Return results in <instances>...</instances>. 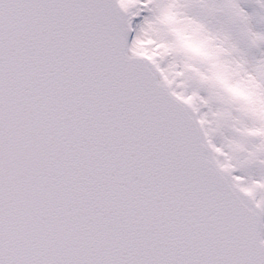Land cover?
I'll return each mask as SVG.
<instances>
[{
  "label": "snow or ice",
  "instance_id": "obj_1",
  "mask_svg": "<svg viewBox=\"0 0 264 264\" xmlns=\"http://www.w3.org/2000/svg\"><path fill=\"white\" fill-rule=\"evenodd\" d=\"M0 264H264V0H0Z\"/></svg>",
  "mask_w": 264,
  "mask_h": 264
}]
</instances>
